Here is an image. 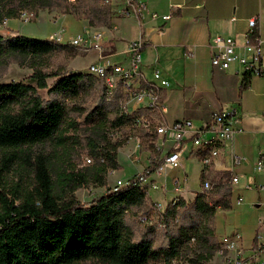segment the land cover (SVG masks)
<instances>
[{
	"label": "trees",
	"instance_id": "16d2710c",
	"mask_svg": "<svg viewBox=\"0 0 264 264\" xmlns=\"http://www.w3.org/2000/svg\"><path fill=\"white\" fill-rule=\"evenodd\" d=\"M7 1L10 0H0V25L18 13ZM18 3L19 9L32 11L33 16L39 7L50 5L46 0H18ZM82 8L81 4L71 3L63 6L62 13L87 18L89 26L107 24L108 7L99 5L91 9L98 13L96 20L85 14L80 16ZM70 43L0 34V66L16 57L28 61L32 70L29 78L34 81L0 82V264H148L157 258L160 264H172V258L188 255L201 264L210 259L219 248V242L213 240L214 214L218 208L231 207L232 189L227 182L213 184L210 194L197 192L191 204L181 197L178 204L186 208L192 220L178 226L168 236L167 244L158 249L153 247L147 233L134 239L125 222L126 214L142 206L148 197L145 186L135 182L138 174L116 190L107 187L88 203L75 196L79 188L91 182L104 185L105 172L120 168L117 160L120 141L112 140L110 135L115 128H129L128 124L133 123V111H125L123 104L109 109L110 116L101 105L85 115L97 122L92 136L86 138L96 165L84 169L63 165L56 174L52 173V156L47 145L65 144L70 132L77 130L69 112L82 111L79 104L70 106L69 102L102 85L100 77L87 71L44 68L46 58L57 51L74 56V44ZM249 77L243 74L239 96L248 86ZM48 78H53L51 84L47 83ZM39 89L47 90V99L40 96ZM123 95L128 94L123 91ZM101 97L115 102L114 97H104L103 87ZM150 111L151 122L164 121L155 115L161 111L157 110V104L142 108V115H150ZM106 126L111 129L108 136L104 134ZM143 136L149 135L144 132ZM158 137H151V145L157 146ZM154 154L152 151L141 175L149 174L161 162L154 159ZM222 178L229 180L226 174ZM177 214L175 206L169 204L161 217L165 216L168 223Z\"/></svg>",
	"mask_w": 264,
	"mask_h": 264
},
{
	"label": "crops",
	"instance_id": "0c3cea01",
	"mask_svg": "<svg viewBox=\"0 0 264 264\" xmlns=\"http://www.w3.org/2000/svg\"><path fill=\"white\" fill-rule=\"evenodd\" d=\"M142 1L145 7L141 11V16L137 18V26L128 28L125 41L107 43L109 36L103 32L102 44L106 47L105 52L100 55L114 62L123 61L125 56L123 51L127 42L141 35L145 45L142 50L143 73H140L142 77L140 84L143 85L142 82L148 81L145 71L152 72L154 68L169 80V85L161 88L164 109L161 110L162 112L156 111L155 115L163 118L167 123L190 119L198 126L208 121L214 111L220 110L233 112L237 120V131L226 141L218 157L217 149L210 152L207 147H193L188 141L182 151L180 166L168 170L161 176L151 175V178L156 179L157 183L159 180L162 185L161 192L156 198L166 199L168 196L167 205L175 195L174 181L182 182L183 190L189 174L198 176L201 183L206 179L212 184L226 174L229 182L232 176L238 177L237 183L231 182V198L234 190H236V198L242 197L240 204H236L235 199V205L238 206L235 210L249 212L254 206L257 209L264 207V169H256L258 161H262L264 165V0ZM171 5L176 7L172 8ZM152 13H156L158 17L152 18ZM166 14H170V18L162 19L161 16ZM252 16H257L259 19L262 74L251 75L248 86L239 96V87L243 78L241 67L237 63L231 64L227 69L213 66L210 62V40L214 35L220 34L231 36L239 43L243 42L248 32L247 19ZM233 17L235 19H232ZM54 20L63 21L67 25V30L68 27L76 28V33L70 38L79 36L84 30L94 29L85 19H77L71 14L58 15ZM7 22L8 19L4 24ZM52 34V38L61 35L62 38L67 39L64 27L49 33L47 37H51ZM116 56L120 57L119 60H114ZM97 59L98 51H95L91 62ZM209 135L210 133L205 134V136ZM159 136L157 146L161 145V135ZM207 154L210 157V166L203 170L200 158ZM232 155L241 157L238 164H233ZM125 158L126 160L122 162L118 157L120 168L113 170L111 177L114 172L122 170L123 163L130 164L134 171L126 177L116 176V179H128L141 173L149 163L150 153L144 151L138 163H133L128 157ZM180 195L184 197L181 193ZM151 201L161 204L156 199ZM221 211L223 209L218 208L215 214ZM261 218L253 225L251 223L252 235L248 239L241 230L219 235L215 224L214 232L219 241L223 236L238 234L242 247L248 253L247 250L251 247L256 231L262 228ZM244 242H249V247L244 246Z\"/></svg>",
	"mask_w": 264,
	"mask_h": 264
},
{
	"label": "rangeland",
	"instance_id": "374dc122",
	"mask_svg": "<svg viewBox=\"0 0 264 264\" xmlns=\"http://www.w3.org/2000/svg\"><path fill=\"white\" fill-rule=\"evenodd\" d=\"M46 1L49 2L50 5L48 7H39L36 10V14L33 12L35 15L29 20H25L24 18L20 17L21 11H24L25 9H19L20 7L18 0L7 1L8 6L16 9L18 13L16 17L8 18V22L0 26V34L11 36L16 34H22L31 38L44 39L48 38L47 36L49 33L57 31L60 28L64 27L65 38L67 39H64L62 37L52 38L53 34L50 35L51 37L49 38L54 39L62 44L66 43V41L70 43L74 41L72 40V38H77V36L70 38L72 35H74V33H76V28L68 27L67 30V25L64 24L63 21L54 19L58 17V15L64 14L62 13V8L64 5L71 3L73 5L81 4V6H83V11L81 13L82 15L80 16L85 17L83 16V14H85L93 20H96L95 17L98 16V13L95 11H91V9L99 5L106 6L109 8V19L106 25L90 26L94 27V29H89L88 31L84 30L81 33V36L84 33L90 37L87 39L88 41L86 45L78 40V43H76V47L72 45V49L75 51L74 56H70L69 53H67L66 51L60 50L54 53L53 55L47 57L44 61L45 69L64 68L67 71L86 72L88 65L90 63H93L91 62V60L93 59L95 51H98L92 46V35L94 33H101L104 37L103 32H105V34L109 36V39H107V43H120L126 40L125 36L127 35L125 33L128 28H134V26H137L136 23H138L137 18L127 6L126 0ZM26 10L28 11L29 9L26 8ZM10 19L12 20L9 21ZM82 19H85L88 22L87 18ZM11 24L14 25H12V28H10ZM100 47L102 49V52H105L104 48L106 47V45H104L103 47L102 41L100 43ZM119 58V56H116L114 57V60H119ZM31 72L32 70L28 65V61L16 57L13 58L7 65L0 66V82H9L14 80L34 83V81H31L29 78ZM145 74L148 81L157 83L159 85V81L154 78L152 72L145 71ZM52 81L53 78L47 79L48 84H51ZM102 87L103 86L100 84L92 90L87 91L82 96L69 102L70 106H72L73 104H79L82 111L80 110L78 112L71 110L69 112V118L77 123V130L70 132L71 135L69 136L71 137L65 142V144L59 146H52L49 144L47 145V148L52 156L50 163L53 174H56L59 171L60 167H62L63 165H66L70 168L84 169L86 167H91L94 166V164H97L95 158L91 155L89 151V145L86 142V138L92 136L93 126H95L97 122H95V119L94 121L92 119H86L85 115L89 114L90 112H93L96 108H98L99 105H101L104 108L105 112L110 116L112 112L109 111V109L117 107L116 102H109L102 99ZM38 93L42 98H48L46 89H39ZM91 117L92 116H90L89 118ZM110 130L111 129L106 126L104 128V134L108 136L107 132L110 134ZM119 130L121 131V137L119 139L118 137L110 135L112 140L120 141V146L117 149V160L119 157L120 161L124 162L126 160L125 157H128L133 163H138L140 162V155H142L144 151H149V153L151 154V152L153 151L151 148V144H148L147 136H143V131L137 132L132 128L127 127H121V129ZM138 135L141 137L142 141L140 143V146L136 148L135 146H137L138 143ZM87 158H90L91 161L88 162L86 160ZM168 170L172 169H166L165 172H167ZM110 171L105 172L107 181L104 185H99L98 183L91 182L89 185L79 188L75 192V196L77 197V199L83 203H88L94 197L103 194L107 190V187L113 186L117 180H125L122 178L116 179V176L119 177L125 175L124 177H126L129 175V173L134 171V168H132L130 164L123 163L122 170L114 172L112 177L110 176V174H112V172ZM157 181L159 188L156 190H151L149 192L150 198L147 197L142 206L134 208L125 216V222L131 229L133 238L138 239L143 234L147 233L148 236L152 239L153 247L155 249L164 247L167 244L168 236L172 233H175L178 226L183 224H189L192 220L191 218H189V215L185 210L186 208L181 207L180 204L175 205V208L178 211L177 218L174 221L169 220L168 223L166 221L165 216L162 218L161 213L153 209L151 199H156L160 201L164 209L167 205H169V203L166 205L168 196L166 199L156 198L157 195L160 194L162 186L160 185L159 180ZM225 182H227L232 189L231 182H228L225 178L218 179L216 184ZM184 185L185 186L180 193L185 197H183L184 200H186V202L189 204H191L193 197L196 195L197 192L203 191L206 194H210L211 192V189H202L201 180L198 176L194 174H189V176L186 177V183ZM235 199L236 190L233 191V196L231 198L232 207L215 214L213 219V226L214 224L216 225L215 229L219 235H222L223 233H232L236 230H241L244 234V237L248 239L252 235L251 227L255 223V221H258L261 217L262 218L260 220L262 221L264 217V207L262 206L257 209V207L254 206L253 209L249 212H243L241 211V209L235 210V208H238V206L235 205ZM144 216L146 217V221H141L140 218ZM213 240L215 242H219V239L215 234ZM249 244V242H244V246L246 247H249ZM160 263L161 260L157 258L152 259L148 264ZM84 264H91V262H85Z\"/></svg>",
	"mask_w": 264,
	"mask_h": 264
},
{
	"label": "built area",
	"instance_id": "2783aa9c",
	"mask_svg": "<svg viewBox=\"0 0 264 264\" xmlns=\"http://www.w3.org/2000/svg\"><path fill=\"white\" fill-rule=\"evenodd\" d=\"M127 6L133 12L136 18L141 16V11L145 7L142 0H126ZM171 7H176L171 5ZM24 19L29 20L33 17L31 12H22ZM156 13H152V18H157ZM162 19L167 20L170 14L162 15ZM232 19H235L234 17ZM4 24V23H3ZM248 32L245 34L243 42L239 43L231 36H223L220 34L214 35L210 40L211 59L213 66L227 69L231 64L237 63L242 70V74L261 75V60H262V40L258 35L259 19L257 16H252L247 19ZM1 26V25H0ZM61 38V35L57 36ZM90 36L81 34L72 40H78L83 44H87V39ZM102 34L95 33L92 35V46L98 50V59L90 63L87 69H95L100 74L104 97H114L116 104H123L126 108H133V123H129V128L135 131H143L147 133L148 144H151L153 135H161V145L151 148L155 153V160H160L159 165L149 174L141 175L139 173L138 180L147 190V196L151 190L159 188L156 179L151 178V175L161 176L166 169H173L181 165V156L184 146L187 142H191L194 147L198 141L206 137H213V141L217 146V157L220 155L226 141H228L237 131V120L231 111H214L210 119L196 126L190 119H179L171 123L160 121V123L151 122L150 115H142V108H150V104H157V110H163L164 105L161 100V90H155L153 86L140 84V73L142 72V50L145 45L144 38L139 35L136 38L127 42L124 53V60L114 62L109 59H104L100 54L102 49L100 43ZM154 77H159L164 81L165 87L169 85V80L163 77L157 68L152 71ZM123 88H132V95H123ZM210 133L209 136H205ZM114 137H121L119 128L111 134ZM142 139L138 135V143L136 148L140 146ZM88 161V158L86 159ZM241 160L240 156L232 155L233 164H238ZM203 170L208 163V154L202 155L200 158ZM257 170L264 169L262 161L256 164ZM111 170L110 172H112ZM131 177L125 180H119L111 189H117L119 186L129 184ZM230 182L237 183L238 177L232 176ZM202 189L210 190L212 183L206 179L202 180ZM263 188V186H259ZM175 195L168 202L175 206L181 199L180 192L182 191L181 183L177 180L173 183ZM150 198V197H149ZM242 202V197L236 198V204ZM152 207L155 211L163 212L164 208L159 202H153ZM141 221H146V217H141ZM262 228L256 231L251 247L248 253L241 245L240 236L230 235L223 236L224 247L216 248L210 259L203 261L201 264H264V218L262 219ZM192 255L177 256L172 258V264H197L191 259Z\"/></svg>",
	"mask_w": 264,
	"mask_h": 264
},
{
	"label": "bare ground",
	"instance_id": "6f19581e",
	"mask_svg": "<svg viewBox=\"0 0 264 264\" xmlns=\"http://www.w3.org/2000/svg\"><path fill=\"white\" fill-rule=\"evenodd\" d=\"M71 43H73L74 45H77L76 43H78V42H77V40H74ZM87 72L91 73V74H93V75H95L97 77H100L99 72L95 71V69H87ZM154 78L157 79V81H159V85L157 83H152V82L148 83L147 85L150 84V86H153L155 90L158 87H164L165 86V83H164L163 80H161V78H159V77H154ZM123 91H124V93H127L128 95H132V88H123ZM153 105L154 104H150V106H153ZM124 110L127 111V112H132L133 108H126V106H124ZM194 146H196V147H207V150L210 151V152H212L215 149H217L216 142L213 141V137L202 139L201 141H198V143H196V145H194ZM209 161H210V157L208 156V163H210ZM88 162H90L89 159H88ZM118 181L119 180H117L116 182H118ZM119 187H121V186H119ZM113 190H116V189H113ZM223 247H224V238L219 241V248H223Z\"/></svg>",
	"mask_w": 264,
	"mask_h": 264
}]
</instances>
